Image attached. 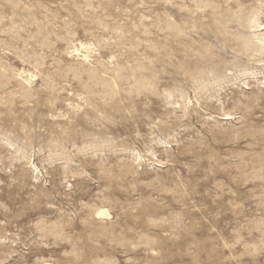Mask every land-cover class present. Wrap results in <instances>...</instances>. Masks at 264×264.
<instances>
[{"label": "rangeland", "instance_id": "1", "mask_svg": "<svg viewBox=\"0 0 264 264\" xmlns=\"http://www.w3.org/2000/svg\"><path fill=\"white\" fill-rule=\"evenodd\" d=\"M245 7L0 0V264H264V2Z\"/></svg>", "mask_w": 264, "mask_h": 264}, {"label": "bare ground", "instance_id": "2", "mask_svg": "<svg viewBox=\"0 0 264 264\" xmlns=\"http://www.w3.org/2000/svg\"><path fill=\"white\" fill-rule=\"evenodd\" d=\"M196 1V0H195ZM215 2L218 3V6H219V2H222L225 4V9L227 12H230L231 14L227 16V19H238L241 17L242 13L244 11L247 10V8L245 7V5L247 3H249L251 0H214ZM262 2H264V0H261ZM179 3V2H178ZM259 4V3H258ZM197 5V4H196ZM216 5V4H214ZM191 6V5H190ZM259 7V6H258ZM200 9V8H199ZM204 9V8H203ZM257 9V8H256ZM211 10V9H210ZM213 11V10H212ZM252 14L255 13V11H251ZM202 14V13H201ZM213 14V13H212ZM220 14V13H219ZM256 15V14H255ZM259 15V14H258ZM219 16V15H218ZM254 15H252V18H253ZM202 17V16H201ZM203 18V17H202ZM252 18L249 20V22L251 23V25H249L248 27L251 28V26L253 27H256V26H261V28L259 29H264V23L263 22H259L258 19H255L252 21ZM218 19V18H217ZM220 19V18H219ZM244 19V18H243ZM262 19V18H261ZM206 21V20H205ZM240 21V20H239ZM238 22V21H237ZM246 22V21H245ZM178 23V22H177ZM244 23V22H243ZM247 23V22H246ZM198 25V24H197ZM200 25V24H199ZM203 27V26H202ZM214 27V26H213ZM200 28V27H199ZM209 28V27H208ZM249 28V29H250ZM256 29V28H255ZM182 30V29H181ZM193 30V29H192ZM203 30V28H202ZM245 31V30H243ZM182 32V31H181ZM201 33V31H200ZM202 34V33H201ZM184 36V35H183ZM246 36V35H245ZM175 37V36H174ZM247 37V36H246ZM262 37V36H261ZM245 38V37H244ZM172 39V38H171ZM260 40V39H259ZM264 40V38H263ZM185 41V40H184ZM191 43V42H190ZM234 44H236L239 48L237 51H242V52H245L247 51L248 49V41L246 40H243V39H237V40H234ZM174 46V45H173ZM185 46V45H184ZM191 47V46H190ZM196 49V48H195ZM172 51V50H171ZM191 51V50H190ZM198 51V49H197ZM249 51V50H248ZM220 54V53H219ZM174 56V55H173ZM170 57V56H169ZM187 57V56H186ZM189 58V57H187ZM181 57L178 56V60H180ZM207 62H205L206 60ZM186 61V59H185ZM216 59H212V58H209V57H202V58H195L194 60H191V61H188V69L187 71L190 72L189 74L190 75H193V74H196L199 70V68L201 67H204V65H207L209 63H216L215 62ZM171 62V61H170ZM205 62V63H204ZM178 63V62H177ZM223 64V63H221ZM223 66V65H222ZM173 68V67H172ZM238 68V67H237ZM212 69V67H211ZM177 71V70H176ZM207 71V70H206ZM178 72V71H177ZM172 73V72H171ZM214 73V72H213ZM211 74V73H210ZM215 74V73H214ZM208 75V74H207ZM217 75V74H216ZM197 76V75H196ZM176 77V76H175ZM237 105V104H236ZM105 214L104 211H99L97 212V217L101 216Z\"/></svg>", "mask_w": 264, "mask_h": 264}]
</instances>
